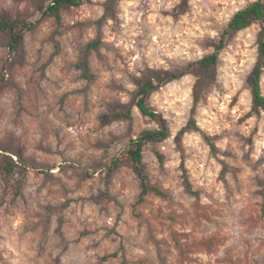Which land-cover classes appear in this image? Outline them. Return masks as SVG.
Listing matches in <instances>:
<instances>
[{
    "label": "rangeland",
    "instance_id": "obj_1",
    "mask_svg": "<svg viewBox=\"0 0 264 264\" xmlns=\"http://www.w3.org/2000/svg\"><path fill=\"white\" fill-rule=\"evenodd\" d=\"M38 1L0 0V16L39 22L13 53L0 34V264H264V112L250 85L264 24L227 36L211 75L193 68L147 97L170 136L146 147L145 171L167 197L139 204L130 165L107 175L160 128L133 105L146 77L214 53L257 0H84L61 26ZM190 120L210 141L178 139Z\"/></svg>",
    "mask_w": 264,
    "mask_h": 264
},
{
    "label": "trees",
    "instance_id": "obj_2",
    "mask_svg": "<svg viewBox=\"0 0 264 264\" xmlns=\"http://www.w3.org/2000/svg\"><path fill=\"white\" fill-rule=\"evenodd\" d=\"M38 1V10L42 14V19L53 17L57 24H62V11L71 7H80L84 4V0H51V3L46 5L45 2ZM264 24V0L254 1L244 8L238 10L231 18L228 28L222 35L220 45L217 50L209 55L204 56L197 62H194L188 66V69L181 73H164L159 71L151 72L143 83L140 85L138 92L134 98L133 105L137 106L139 111L146 117L160 122V128L154 130H145L137 138H132L129 141L127 148L119 155L113 158L108 164V177L123 165H130L137 174L140 184L141 192L139 195L138 203L143 204L148 195L154 194L160 197H167V194L159 187L151 184L145 171L144 164V151L150 144L160 143L165 141L170 136V130L166 124L165 119L153 111L147 104V97L157 89H159L169 79H179L185 76L188 71L193 68L196 69L197 74L211 75L212 71L219 61L220 51L224 48L225 39L227 36H231L236 32L243 31L249 28L254 23ZM39 22H29L27 17H19L16 19L9 18L7 16H0V34L5 36L8 40V48L11 53L18 50L25 38V33L31 31L37 27ZM100 40H95L87 45V50L96 48L100 44ZM259 58L255 67L250 75L251 93L253 98V112L260 114L264 112V94L262 92V76L264 74V27L259 34L258 38ZM116 117L131 118V110L127 113L116 114ZM200 132L207 141L210 138L202 132L196 125L194 120H190L188 124L180 130L178 133V139H180L188 131ZM161 163L164 162V156L160 153H156ZM22 166H26L24 161L20 160ZM17 167V163L10 159L7 164L2 168L5 178H10ZM185 171V170H184ZM186 173V171H185ZM188 189L191 191V185L188 179H186ZM264 193V188H263ZM264 213V206H263ZM119 253L115 252L111 255L104 257L105 260L118 257Z\"/></svg>",
    "mask_w": 264,
    "mask_h": 264
}]
</instances>
